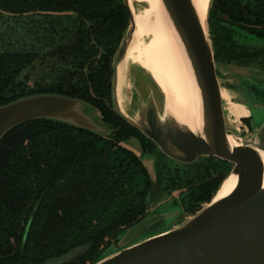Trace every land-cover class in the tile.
I'll return each instance as SVG.
<instances>
[{
  "label": "trees",
  "instance_id": "1",
  "mask_svg": "<svg viewBox=\"0 0 264 264\" xmlns=\"http://www.w3.org/2000/svg\"><path fill=\"white\" fill-rule=\"evenodd\" d=\"M129 23L123 0H0V106L37 94L69 96L117 130L108 139L38 120L2 138L0 264H95L148 216L153 180L121 142L155 145L114 111L112 95L114 58ZM209 29L216 64L264 69V0H213ZM230 174L213 166L196 185L167 187H187L182 204L192 217Z\"/></svg>",
  "mask_w": 264,
  "mask_h": 264
},
{
  "label": "water",
  "instance_id": "2",
  "mask_svg": "<svg viewBox=\"0 0 264 264\" xmlns=\"http://www.w3.org/2000/svg\"><path fill=\"white\" fill-rule=\"evenodd\" d=\"M123 1L130 23L113 63L114 111L151 141L161 155L177 164L193 165L204 158L232 164L230 175L237 177V184L230 194L215 201L216 194L197 214L168 230L150 234L149 230L165 216L148 214L113 242L120 245L119 249L106 252L95 264H264V122L249 139L229 131L209 29L213 0L205 20L193 0H162L200 91L201 134L174 118L165 95L146 70L124 64V71H120L135 32L130 1ZM130 66L153 82L163 96L160 106L152 89L144 93L141 86L129 81ZM38 120L65 124L108 139L117 136V130L106 124L91 104L59 94H37L0 106V141L13 128ZM232 136L239 145L233 144ZM143 163L155 183L150 167Z\"/></svg>",
  "mask_w": 264,
  "mask_h": 264
},
{
  "label": "bare ground",
  "instance_id": "3",
  "mask_svg": "<svg viewBox=\"0 0 264 264\" xmlns=\"http://www.w3.org/2000/svg\"><path fill=\"white\" fill-rule=\"evenodd\" d=\"M134 14L133 40L124 64L138 65L146 70L167 101L176 120L193 132L201 134L203 128L202 100L193 68L184 50L179 33L162 0H129ZM200 17L205 20L212 0H193ZM121 75V73H120ZM124 79L120 86L123 88ZM230 116L236 121L250 118V111L231 101L228 91L221 89ZM233 144L239 141L232 136ZM263 159L264 155L262 154ZM237 177L230 175L217 193L215 201L230 194Z\"/></svg>",
  "mask_w": 264,
  "mask_h": 264
},
{
  "label": "rangeland",
  "instance_id": "4",
  "mask_svg": "<svg viewBox=\"0 0 264 264\" xmlns=\"http://www.w3.org/2000/svg\"><path fill=\"white\" fill-rule=\"evenodd\" d=\"M130 69L129 81L141 86L144 93H148L152 89L160 106L163 96L154 87L153 82L137 71L139 69L132 68V66ZM217 75L221 88L228 91L231 101L243 105L250 111V118L246 117L236 121L230 116L228 105L224 101L225 113L229 118V131L237 137L249 139L258 130L260 123L264 122V69L258 63L249 66L217 64ZM246 120L249 121L246 122ZM144 143L148 145V150H144L137 138L126 141L123 145L141 156L147 166L150 167L155 182L149 195V214L165 216V218L149 230L150 234L168 230L191 218L185 213L182 204V198L189 192L187 187L182 190L170 191V188L167 187L169 182L172 185V181H177L178 185L184 186L186 181H191L193 185H196L203 178H206L204 175L207 174V171H212L213 166L225 167L228 171L233 169L230 163L219 160L211 162L208 158L200 159L193 165L177 164L161 155L159 150L150 146L147 141ZM212 174L216 176L214 171ZM228 177L229 175L225 177L222 184ZM111 245L105 249V252H113L120 248V245L116 243Z\"/></svg>",
  "mask_w": 264,
  "mask_h": 264
}]
</instances>
